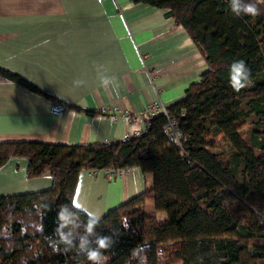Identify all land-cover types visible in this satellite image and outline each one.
<instances>
[{"label": "trees", "instance_id": "1", "mask_svg": "<svg viewBox=\"0 0 264 264\" xmlns=\"http://www.w3.org/2000/svg\"><path fill=\"white\" fill-rule=\"evenodd\" d=\"M136 2L166 9L207 65L186 95L168 105L182 143L166 136L163 113L127 141H0V169L25 158L29 179L53 178L47 189L0 196V264H92L79 247L90 221L96 222L90 240L98 234L114 241L99 249L103 264H140L132 253L144 246L146 264H264V0H253L259 15L241 17L229 0ZM237 60L251 70L240 91L230 84ZM0 74L55 104L105 114L69 104L19 73L0 67ZM132 167L152 175V185L101 218L75 204L81 171ZM62 206L74 217L61 218Z\"/></svg>", "mask_w": 264, "mask_h": 264}, {"label": "crops", "instance_id": "2", "mask_svg": "<svg viewBox=\"0 0 264 264\" xmlns=\"http://www.w3.org/2000/svg\"><path fill=\"white\" fill-rule=\"evenodd\" d=\"M0 67L69 104L104 111L66 107L57 115L55 102L0 74V141L63 144L120 140L133 125H145L139 115L149 103L180 100L207 69L166 9L136 0H0ZM27 166L12 158L0 169V196L52 185L48 174L29 179ZM152 183L138 167L121 175L83 170L74 202L101 218Z\"/></svg>", "mask_w": 264, "mask_h": 264}, {"label": "clouds", "instance_id": "3", "mask_svg": "<svg viewBox=\"0 0 264 264\" xmlns=\"http://www.w3.org/2000/svg\"><path fill=\"white\" fill-rule=\"evenodd\" d=\"M229 7L234 15L237 17H241L244 15L256 16L260 14V10L257 5L253 2V0H229ZM251 76V70L247 67L243 60L234 61L230 66V84L236 90L240 91L246 88L249 84ZM105 85L109 83L108 79L105 78L102 81ZM77 83H82L81 81H77ZM61 218L74 217V213L67 207L62 206L61 211L58 214ZM72 223H75L72 220ZM95 221H90L85 226L86 235L80 237V251L87 256V259L92 262V264H103V260L101 257L100 248L110 247L114 241H111L109 237H102L97 234L95 241L89 239L88 234L94 233ZM76 227H79L77 224ZM71 243V241H69ZM95 244L96 247H92V244ZM147 246L138 247L137 249H133L132 255L134 257L140 258V264H146V258L143 253H146Z\"/></svg>", "mask_w": 264, "mask_h": 264}, {"label": "built area", "instance_id": "4", "mask_svg": "<svg viewBox=\"0 0 264 264\" xmlns=\"http://www.w3.org/2000/svg\"><path fill=\"white\" fill-rule=\"evenodd\" d=\"M66 110V107L61 104H55L52 108V111L57 115H62L64 111ZM124 115L127 116L129 119V122L135 123V119L133 116L130 115L129 111L127 109L124 110ZM163 113L166 117V122L164 123L163 130L166 134V136L176 142L177 144H181L184 134L183 130L181 129L179 122L177 119L169 115L168 112V105H166L161 99L157 98L153 100V102L149 103L144 110L140 112L139 116H142L145 119V125L143 127L134 126L132 129H129L126 131L121 140L127 141L130 140L133 137H138L145 133L149 127H150V119L154 118L157 114ZM131 168H123L120 170H113V169H107L103 170L107 174H124L129 172ZM99 171H95L94 173H97Z\"/></svg>", "mask_w": 264, "mask_h": 264}, {"label": "rangeland", "instance_id": "5", "mask_svg": "<svg viewBox=\"0 0 264 264\" xmlns=\"http://www.w3.org/2000/svg\"><path fill=\"white\" fill-rule=\"evenodd\" d=\"M242 108H245V110H248V108L246 107V105L244 104L243 105V107ZM249 123H252L253 121H254V116L251 114V115H249V116H247L246 118H245ZM250 126L249 127H247V129H246V131L248 130V132L250 131ZM222 148H223V152H224V154H225V158L226 159H228V157H229V148H228V146L226 145V144H223L222 145Z\"/></svg>", "mask_w": 264, "mask_h": 264}]
</instances>
